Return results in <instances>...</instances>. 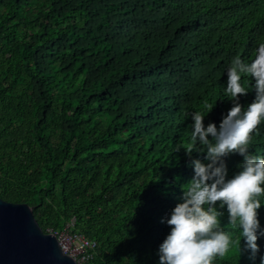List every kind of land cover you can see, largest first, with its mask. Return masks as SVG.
<instances>
[{"label":"trees","instance_id":"trees-1","mask_svg":"<svg viewBox=\"0 0 264 264\" xmlns=\"http://www.w3.org/2000/svg\"><path fill=\"white\" fill-rule=\"evenodd\" d=\"M262 41L264 0H0V198L44 232L73 218L95 243L86 264H159L193 175L190 114L219 126L231 60ZM249 152L264 158V121ZM242 159L225 158L229 178ZM257 244L254 261L233 246L214 264H260Z\"/></svg>","mask_w":264,"mask_h":264},{"label":"clouds","instance_id":"clouds-1","mask_svg":"<svg viewBox=\"0 0 264 264\" xmlns=\"http://www.w3.org/2000/svg\"><path fill=\"white\" fill-rule=\"evenodd\" d=\"M226 76L223 95L232 107L219 126L212 122L205 126L206 115L201 111L190 114L191 131L183 150L191 161L193 175L182 186L181 202L162 220L170 232L159 245V264H214L233 246L238 256L249 253L253 261L260 252L257 241L264 237V228L260 227L258 210L264 197V158L252 155L249 145L264 121V41L258 43L250 62L239 55L234 57ZM242 80L248 81V87ZM249 91L255 95L245 108L239 100ZM212 108L208 106L207 114ZM193 152L203 153L205 162L192 159ZM231 154L243 159L237 166L239 171L229 178L225 158ZM224 209L228 224L238 230L235 239L221 227ZM260 264H264V254L260 255Z\"/></svg>","mask_w":264,"mask_h":264},{"label":"water","instance_id":"water-1","mask_svg":"<svg viewBox=\"0 0 264 264\" xmlns=\"http://www.w3.org/2000/svg\"><path fill=\"white\" fill-rule=\"evenodd\" d=\"M0 264H78L57 236L44 232L33 208L0 198Z\"/></svg>","mask_w":264,"mask_h":264},{"label":"built area","instance_id":"built-area-1","mask_svg":"<svg viewBox=\"0 0 264 264\" xmlns=\"http://www.w3.org/2000/svg\"><path fill=\"white\" fill-rule=\"evenodd\" d=\"M73 224L74 219L72 218L62 229L54 230L52 227H47L46 232L57 236L59 245L64 253L72 256L78 264H86L92 255L89 250L95 243L84 234L73 232L71 230Z\"/></svg>","mask_w":264,"mask_h":264}]
</instances>
